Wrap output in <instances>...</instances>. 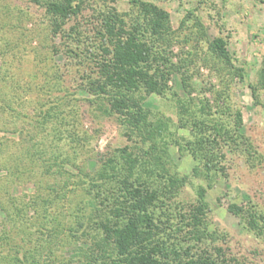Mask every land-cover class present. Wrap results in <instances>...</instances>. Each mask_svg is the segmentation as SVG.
<instances>
[{"label":"trees","instance_id":"trees-1","mask_svg":"<svg viewBox=\"0 0 264 264\" xmlns=\"http://www.w3.org/2000/svg\"><path fill=\"white\" fill-rule=\"evenodd\" d=\"M83 3L45 1L50 32L63 38L70 57L84 64L88 105L98 104L99 110L102 104L103 112L121 118L130 144L98 155L93 170L87 163L76 164L75 157L64 150L67 142L83 149L86 140L77 131L78 107L70 103L74 97L65 89L61 94L54 92L53 80L40 85L36 91L50 96L36 111L34 129L15 122L5 132L11 131L16 138L0 139V149H6L2 166L6 174L0 185V264H238L221 247L216 252L210 248L199 252L194 251V243H185L213 236L207 224L211 208L203 200L184 213L173 206L184 182L168 145L176 144L182 153L203 159L208 173L226 175L221 164L227 156L225 148L248 156L252 153L249 139L240 133L241 110L220 106L218 101L226 98L220 90H214L216 105L206 97L192 105L189 67L194 60L186 52H173L179 33L165 8L145 0H131L127 12L111 8L95 26L94 38L85 42L79 27H67L82 14ZM193 17L188 12L182 25ZM208 50L211 60H197L215 73L224 88L236 78L244 79V70L234 64L223 36L210 41ZM175 73H180L192 100L175 98L177 127L188 128L192 139L175 138L172 125L161 117L151 121L143 105L146 95L165 96L171 91L169 81ZM226 76L230 80L224 82ZM251 88L255 101L264 107L257 87ZM2 91L0 86L5 99L8 96ZM52 94L56 98L48 105ZM0 107L15 116L10 104L0 103ZM38 137L41 140L36 141ZM22 178L34 182L32 194L11 192ZM228 210L264 240V212L237 203H231ZM184 218L189 219L186 224ZM78 242L88 246L76 247ZM66 247L68 256L63 254Z\"/></svg>","mask_w":264,"mask_h":264},{"label":"rangeland","instance_id":"rangeland-1","mask_svg":"<svg viewBox=\"0 0 264 264\" xmlns=\"http://www.w3.org/2000/svg\"><path fill=\"white\" fill-rule=\"evenodd\" d=\"M45 1L47 0H0V86H3L2 92L8 96L4 99L3 93L0 94V103L10 104L18 114L12 116L4 113L0 107V139L12 141L16 138L11 131L5 132L6 129L13 128L15 122L21 125L23 122L27 129H34L37 124L35 119L38 118L36 111L50 96L36 90L40 85L53 80L54 87H57L54 92L61 94L65 89L72 95L69 94L71 98L74 97L70 103L78 107L74 116L77 131L80 135L84 134L86 139L83 149L76 145L71 147L70 142H67L64 150L75 157L73 160L76 164L87 163L93 170L98 155H108L130 142L125 135L126 129L121 118L103 112L102 104H99L98 110V104L89 106L86 102L89 95L83 89L84 64L78 58L70 57L63 38L52 36L50 16L43 6ZM145 1L155 3L170 13L172 26L179 33L173 52H186L185 56H191L194 60L189 67V74L192 75L190 98L193 101L183 87L180 73H175L169 81L171 91L165 96H145L143 105L150 111V120L156 121L161 117L172 125V130L177 131L175 138L192 139L188 128L177 127L175 98H188L193 105L200 98L206 97L216 105L214 90H220L223 91L221 95L226 98L219 100V105L241 110L243 125L240 133L251 143V156L234 151L232 147L224 149L227 156L221 164L226 167V175L208 173L204 169L203 159L196 158L187 151L182 153L176 144L168 145L170 158L184 182L173 206H178L177 210L184 213L203 200L209 202L211 208L207 224L209 232L214 233L213 236L196 242L187 240L185 243H194V251L199 252L205 248L215 251V248L221 247L226 256L233 258L238 264H264V240L249 231L228 210L231 203H237L245 207L254 206L264 212V107L255 101L251 88L257 87L259 98L264 102V0ZM131 7V0H84L82 14L70 21L67 27H79L84 41L89 42L94 38V28L102 14L111 8L127 12ZM188 12L193 13L194 17L182 25ZM197 20L201 22L204 32L197 25ZM216 36H223L227 40L234 64L244 70V79L230 81L228 88H224L215 73L200 65V60H197L198 57L211 60L208 44ZM183 39L188 40L183 43ZM57 74L61 76L59 80L55 79ZM226 79L229 81L230 77L226 76L224 82ZM53 94L48 105L56 98ZM30 119L32 124L28 123ZM224 120L233 122L231 119ZM37 140L41 138L38 137ZM9 150L14 149L8 148ZM4 160L6 149L3 147L0 149V185L3 184L2 176L6 174L2 168ZM15 182L11 187V192L15 195L32 194L35 190V184L31 180L22 178ZM177 220L179 218L175 219L176 223ZM188 220L184 218V224ZM179 234L184 236L183 229ZM77 246L88 245L78 242ZM64 250L66 254L61 253L68 256L69 249L66 247Z\"/></svg>","mask_w":264,"mask_h":264}]
</instances>
